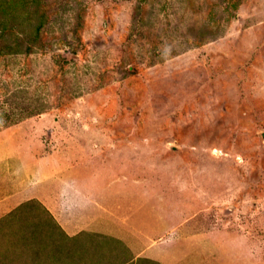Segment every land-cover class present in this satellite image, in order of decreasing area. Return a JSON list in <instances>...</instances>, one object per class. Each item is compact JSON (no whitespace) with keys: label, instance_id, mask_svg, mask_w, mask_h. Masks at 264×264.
I'll return each instance as SVG.
<instances>
[{"label":"rangeland","instance_id":"374dc122","mask_svg":"<svg viewBox=\"0 0 264 264\" xmlns=\"http://www.w3.org/2000/svg\"><path fill=\"white\" fill-rule=\"evenodd\" d=\"M65 151L144 175L196 263L264 264V0H0V189L47 185L17 173ZM14 207L0 264L73 263L45 211Z\"/></svg>","mask_w":264,"mask_h":264},{"label":"crops","instance_id":"0c3cea01","mask_svg":"<svg viewBox=\"0 0 264 264\" xmlns=\"http://www.w3.org/2000/svg\"><path fill=\"white\" fill-rule=\"evenodd\" d=\"M68 158L65 151V154L51 156L46 163L38 159L33 165L23 164L17 175L32 166L33 176L47 179L48 183L17 195L1 187V193L13 196L14 200L10 205L0 201L2 217L11 212L13 206L21 209L26 204L45 211L53 225L51 232L56 233V239L52 235L53 241L65 240L69 243L64 246L71 244L69 247L76 252L72 264H198L191 251L186 252L185 242L193 243V236L186 240L185 234L191 221L175 219L162 201V194L149 195L143 180H138L144 175L130 180L131 175L126 173L100 170L90 173L87 167L80 169V166L70 170ZM99 162L97 159L91 163L95 167L101 165ZM28 193H32V197L26 199ZM31 198L36 201H29ZM46 233L42 231L40 238L48 241ZM56 247L59 248V244L53 246ZM3 250L1 245L0 251Z\"/></svg>","mask_w":264,"mask_h":264}]
</instances>
